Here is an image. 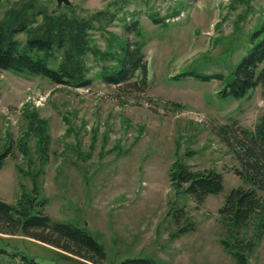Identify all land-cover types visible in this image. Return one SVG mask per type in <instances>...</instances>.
<instances>
[{"label":"rangeland","instance_id":"obj_1","mask_svg":"<svg viewBox=\"0 0 264 264\" xmlns=\"http://www.w3.org/2000/svg\"><path fill=\"white\" fill-rule=\"evenodd\" d=\"M27 1L0 0V22ZM29 2L83 19L104 13L105 30L92 35L99 48L113 54L127 35L132 42L143 40L148 85H134L135 78L131 85L105 82L99 75L104 64H116L97 62L93 55L88 88L0 70V151L12 150L0 169V199L17 205L37 195L36 188L54 221L83 226L104 245V264L145 257L158 264H238L222 243L227 229L219 210L232 189L246 185L218 130L224 125L254 130L264 116V89L242 100L224 99L218 80L178 77L188 72L230 76L252 32L264 23V0ZM134 21L143 39L126 29ZM17 37L26 40L25 34ZM176 161L194 171L223 173V192L202 205L178 193L169 178ZM173 208L185 209L194 231L177 236L185 222L176 224ZM259 226L251 222L242 231V238H259L247 264H264ZM1 246L40 264H91L21 235H0Z\"/></svg>","mask_w":264,"mask_h":264},{"label":"trees","instance_id":"obj_2","mask_svg":"<svg viewBox=\"0 0 264 264\" xmlns=\"http://www.w3.org/2000/svg\"><path fill=\"white\" fill-rule=\"evenodd\" d=\"M29 1L12 10L7 19L0 22V70L42 76L55 85L88 88L93 83L88 66L89 56L93 55L97 62L113 59L116 64L113 68L104 64L99 75L105 82L131 85L129 81L135 78L134 85L147 87L149 69L143 40L132 42L127 35L113 54L99 48L92 35L96 29L105 30L102 25L106 20L104 13L83 19L70 10L44 11ZM116 16L117 13L113 17ZM96 22L101 27L96 28ZM126 29L143 39L137 21L126 25ZM21 34L26 35L24 42L17 37ZM249 40L248 50L230 76L188 72L178 78L192 77L204 82L218 80L223 85L219 94L224 99L242 100L256 88L264 89V23L254 29ZM218 136L234 153L240 164L236 173L246 185L232 189L219 210L221 222L227 229V238L222 243L238 264H247L259 238H242V231L251 222L259 221V230L264 232V116L254 130L224 125L218 130ZM11 154L10 146L0 151V169ZM169 178L173 189L191 197L198 205L224 190L223 173L214 168L194 171L185 161H176L171 166ZM33 192L37 195L24 198L17 205L0 199V235L25 236L91 264L107 261L106 248L85 227L54 221L45 212L46 200L38 199L36 188ZM173 210L178 214L176 224L182 219L185 222L178 228L177 236L194 231V224L185 215V209ZM0 264L40 263L34 257L12 253L1 246ZM118 264L158 263L152 257H145L127 258Z\"/></svg>","mask_w":264,"mask_h":264},{"label":"water","instance_id":"obj_3","mask_svg":"<svg viewBox=\"0 0 264 264\" xmlns=\"http://www.w3.org/2000/svg\"><path fill=\"white\" fill-rule=\"evenodd\" d=\"M62 4L70 6L71 2L70 0H58V5L61 6Z\"/></svg>","mask_w":264,"mask_h":264}]
</instances>
